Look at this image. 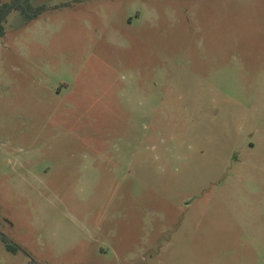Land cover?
<instances>
[{
  "label": "rangeland",
  "instance_id": "1",
  "mask_svg": "<svg viewBox=\"0 0 264 264\" xmlns=\"http://www.w3.org/2000/svg\"><path fill=\"white\" fill-rule=\"evenodd\" d=\"M32 1L0 36V264H264V0Z\"/></svg>",
  "mask_w": 264,
  "mask_h": 264
},
{
  "label": "trees",
  "instance_id": "2",
  "mask_svg": "<svg viewBox=\"0 0 264 264\" xmlns=\"http://www.w3.org/2000/svg\"><path fill=\"white\" fill-rule=\"evenodd\" d=\"M17 11L26 20L38 17L44 10L45 4H34L32 0H8L0 3V36L4 34L5 24L11 11ZM1 240L8 251H16L18 246L9 242L6 236L2 235Z\"/></svg>",
  "mask_w": 264,
  "mask_h": 264
}]
</instances>
